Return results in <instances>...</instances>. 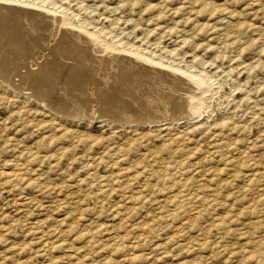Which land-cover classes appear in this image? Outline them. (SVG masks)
I'll return each instance as SVG.
<instances>
[{"label": "rangeland", "instance_id": "374dc122", "mask_svg": "<svg viewBox=\"0 0 264 264\" xmlns=\"http://www.w3.org/2000/svg\"><path fill=\"white\" fill-rule=\"evenodd\" d=\"M1 10L24 16L28 58L17 61L21 77L0 61V264H264V0H0ZM55 14L98 44L45 47ZM35 15L43 28L30 29ZM107 47L122 56L121 76L133 85L124 91L137 102L176 78L198 113L180 98L186 112L144 110L136 121L119 101L95 98V111L85 109L87 95L75 86L68 93L64 78L117 87L96 68ZM43 51L52 59L45 73L28 63ZM121 59L155 66L165 80L134 81Z\"/></svg>", "mask_w": 264, "mask_h": 264}, {"label": "bare ground", "instance_id": "6f19581e", "mask_svg": "<svg viewBox=\"0 0 264 264\" xmlns=\"http://www.w3.org/2000/svg\"><path fill=\"white\" fill-rule=\"evenodd\" d=\"M11 1V0H10ZM13 3V2H12ZM12 3H10V4H12ZM15 3V2H14ZM20 4V3H19ZM22 5V4H21ZM35 5V4H34ZM23 6V5H22ZM25 6V5H24ZM6 7V6H5ZM11 7V6H10ZM28 7V6H27ZM1 9H3V8H1ZM6 8H4V10H5ZM11 9V11H12V9H14V8H10ZM35 9V8H34ZM39 9V8H38ZM16 10H18V9H16ZM24 10V9H23ZM44 10V9H43ZM6 11V10H5ZM7 11H9V10H7ZM0 12H2V10L0 11ZM13 13H15L14 11H12ZM20 12V11H19ZM18 12V13H19ZM24 12V11H23ZM23 12H20V13H23ZM28 12V11H27ZM40 12V11H39ZM49 12V11H48ZM10 14V12H3V13H0V30H3V33L5 34L4 36H5V39H3L2 41L0 40V48L3 50V51H7V52H5L4 54H5V56L4 55H2V53H1V58H0V61H3L4 63H5V67L6 68H8V66L14 71V73L15 72H17V69L18 68H16V67H18L17 66V61H19L20 60V58L22 57V61H24L26 58H28V56L26 57H24L23 56V54L25 53L24 51V49L21 47V45L22 46H24L23 45V43L20 45L19 44V42H20V40H21V38H22V36H24V35H26L25 33V31L23 30V27H24V29H25V26H23V21L21 20V18H22V16L20 15V17L18 16H14L13 15V17H10L9 16V14ZM29 13V12H28ZM34 13V12H33ZM38 13V12H37ZM12 14V13H11ZM16 14V13H15ZM32 14V13H31ZM41 14V13H40ZM58 14V13H57ZM25 15V14H24ZM29 15V14H28ZM43 15V14H42ZM56 15V14H55ZM59 15V14H58ZM12 16V15H11ZM29 16H31V15H29ZM36 16V15H35ZM39 16V15H38ZM52 16H54V15H52ZM57 16V15H56ZM54 16L53 18H52V20L50 21V30H49V28H48V30H49V32L47 33V37H48V39L46 40V42H45V44H44V46L45 47H47V46H49V42L50 41H52V40H54V41H56L57 43H58V45H59V43H66V42H69L68 44L69 45H67V47H69L70 49H69V51L70 50H74V48L76 49V47H74V45L76 46L77 44H78V42H76L75 44H74V42L75 41H82V43H83V39L85 38V39H87V41H90L91 42V44L92 45H97L98 44V38L97 37H94L93 35H90V33L88 34L87 32H84V31H81V30H76L75 29V27H73L72 25H70V23L64 18V17H61V16ZM68 16V15H67ZM24 17V16H23ZM28 18V17H27ZM26 18V20H27V23L29 24V26H30V29L31 28H33V27H36L37 25L38 26H41L42 25V23H41V17H38L37 18V16L35 17V18H31L30 17V21H28L29 19H27ZM49 19H50V17H49ZM25 21V20H24ZM44 21V20H43ZM26 22V21H25ZM48 24V23H47ZM25 25V24H24ZM75 25V24H74ZM44 26V25H43ZM43 26H41V28H43ZM27 28V27H26ZM29 29V28H28ZM35 29V28H34ZM78 29H79V27H78ZM39 30V29H38ZM92 31V30H91ZM25 32V33H24ZM39 32V31H38ZM38 32H36V33H38ZM43 32H45V30H43ZM23 33H24V35H23ZM31 34H32V32H31ZM94 34V33H93ZM28 35H30V34H28ZM35 35V34H34ZM33 35V36H34ZM37 35V34H36ZM35 35V36H36ZM38 35H40L39 33H38ZM0 36H1V34H0ZM34 36V37H35ZM25 37V36H24ZM29 37V36H28ZM38 39H40V37L38 38ZM23 40V39H22ZM25 40V39H24ZM41 40H43V38L41 37ZM31 41V40H30ZM35 41V40H34ZM33 41V42H34ZM37 41H39V40H37ZM23 42V41H22ZM43 42V41H42ZM84 42H85V40H84ZM90 42H88L87 43V45L89 44L90 45ZM108 42H110V41H108ZM29 43V42H28ZM80 43V42H79ZM27 44V43H26ZM39 44H40V42H39ZM56 44V43H55ZM55 44H54V46L53 47H56L55 46ZM85 44V43H84ZM112 44V43H111ZM30 45H31V43H30ZM32 45H33V43H32ZM57 45V44H56ZM64 45V44H63ZM66 45V44H65ZM82 45V44H81ZM88 45V46H89ZM92 45H90V48L92 47ZM108 45V44H107ZM37 45H35V47H36ZM44 46H42L41 45V48L42 47H44ZM50 46H52V44L50 43ZM83 46V45H82ZM81 46V47H82ZM113 46V45H112ZM28 47V46H27ZM34 47V46H33ZM34 47V49H36ZM45 47H44V49H45ZM84 47H87L86 45L85 46H83V48H81V49H84ZM99 47V46H98ZM109 47H111L110 45H109ZM26 48V47H25ZM38 48V47H37ZM49 48V47H48ZM51 48V47H50ZM58 48H60V47H58ZM61 48H62V46H61ZM27 49V48H26ZM33 49V50H34ZM43 49V50H44ZM47 49V48H46ZM55 49V48H54ZM67 48H65V50H66ZM77 49H79V47L77 48ZM87 49V48H86ZM86 49H84V51H86ZM102 49V48H101ZM108 49H110V48H106V49H104L103 48V50L104 51H107V52H105V54H99V56H97L98 58H96L97 60H96V62H97V70L98 69H102L103 71L105 70V72L107 73V75H103V76H107V78H106V80L108 81V82H110V81H113L111 84H113V85H115L117 82H118V85H117V87H115V86H113V89L112 90H109L110 88H109V83H108V88H106L105 86L104 87H102V86H100V87H94L93 86V88L90 86V88L89 87H86L85 85H83V82L81 81V83H80V80H79V82H77V80L76 79H73V78H70V77H65L64 79L66 80V81H64L65 82V85H67L66 87H64V88H66L67 89V91H68V93L69 92H72V91H70V90H72V89H74L73 87L75 86V88H76V90L78 91V90H80L81 92H83V93H85L86 95H87V104L86 103H84V104H86V106H85V109H90L91 110V104L90 103H93L94 101H96L95 100V98H97L99 101L101 100L102 101V99H103V102L105 101V100H107L108 101V104L110 103L109 101H119L120 103H122V104H120L121 106L120 107H123V108H125V111L126 112H128L127 113V117H129V119H131L132 120V118L134 119V118H137V120H138V118H139V120L141 119L140 118V116L143 114V115H146L147 114V111L148 112H153V114H154V112H157L158 114H159V112L161 111V112H163V113H167V112H169L168 113V115L170 114V115H172V114H175V113H177V112H179L180 113V111L182 110V112L183 111H185V109L183 110V109H181V107L182 106H180L181 104H179V101L180 100H178L179 98L180 99H182V101H184V102H186L187 104L186 105H189L188 106V112L187 113H189V114H193V113H195V112H197L196 111V109L194 108V106H193V101H194V95L192 94L193 93V91H192V93H190L191 92V90H190V92H188V91H186V90H183L182 92L180 91V89H179V85H178V83H177V80H176V78H173L172 79V81L169 83V84H164V82H163V84H161L162 86L160 87V88H157V89H155V90H152L153 89V87L155 88V86L157 85V83H156V85L155 84H153L154 86H152V87H149V88H152L151 90L149 89V91L148 92H145L146 94H143L142 95V93H141V95H142V97H140V99L141 100H139V102H137L136 100L138 99H134V96L133 95H130V93L128 94L127 92L129 91L128 90V88H127V86H129V85H131V87H130V89L132 88V83H128L126 80H124L123 78H122V76H121V71H120V69L121 68H123V66H119V60H120V57H122V56H120L119 57V55H117V53L115 54L113 51H114V49H113V51H112V49H110V50H108ZM38 50H39V48H38ZM89 50V49H88ZM90 50H92V49H90ZM97 50V49H96ZM2 51V52H3ZM14 53H13V52ZM46 51H48V50H46ZM53 51V50H52ZM58 51V50H57ZM56 51V52H57ZM60 51V50H59ZM68 51V50H67ZM75 51H80V50H75ZM82 51V56H84V54H83V50H81ZM10 52H12V54H13V56L10 54L9 55V53ZM22 52H24L23 54H22ZM34 52V51H33ZM33 52H32V54H33ZM87 52V51H86ZM92 52V51H91ZM97 52V51H96ZM99 52H100V50H99ZM99 52H97V53H99ZM40 54L42 53V52H39ZM63 53V52H62ZM67 53V52H66ZM93 53H95L94 52V50H93ZM102 53V52H101ZM127 53V52H126ZM133 53V52H132ZM20 54H22V55H20ZM30 54V53H29ZM40 54H38V55H40ZM54 54V53H53ZM56 54V53H55ZM78 54V53H77ZM85 54H87V53H85ZM89 54V53H88ZM119 54V53H118ZM129 55H130V53H128ZM34 55V54H33ZM36 55V54H35ZM49 55V54H48ZM56 55H59V53L58 54H56ZM81 55V54H80ZM94 55V54H93ZM96 55V54H95ZM132 55V54H131ZM12 56V57H11ZM68 56V55H67ZM91 56V55H90ZM135 55L133 54V57H134ZM39 58L37 59H35V61L33 62V63H30V62H28L29 63V65L31 64V65H38V70H39V67H41V71H46L45 70V68L47 69V67H45L46 66V64L48 63V61H50V60H52V59H46V62L44 61L45 59H41L42 57L44 58V57H46L45 56V53H44V51H43V53L40 55V56H38ZM59 57H60V59H61V61L63 62L64 61V63H65V60L66 59H64V58H62V57H64V55L63 54H60L59 55ZM75 57V56H74ZM87 57V56H86ZM92 57V56H91ZM107 57V58H106ZM129 57V56H128ZM132 57V58H133ZM24 58V59H23ZM68 58H70V57H68ZM81 58V57H80ZM93 58V57H92ZM130 58V57H129ZM128 58V59H129ZM135 58V57H134ZM140 58H142V56L140 57ZM56 59V58H55ZM136 59V58H135ZM134 59V60H135ZM29 60V59H28ZM32 60H33V58H32ZM41 60H43V61H41ZM57 60V59H56ZM78 60H81V59H78ZM82 60H83V57H82ZM88 60V59H87ZM86 60V62H89V61H87ZM93 60V59H92ZM91 60V61H92ZM122 60V59H121ZM123 60H124V57H123ZM123 60L121 61L122 62V64H123ZM131 60V62H132V59H130ZM129 60V61H130ZM142 60H144V59H142ZM142 60H140V61H142ZM25 61H27V60H25ZM74 61V60H73ZM83 61H85V60H83ZM82 61V62H83ZM126 60H124V62H125ZM139 61V60H138ZM148 61V60H147ZM146 61V63H148ZM20 62L21 61H19V64H20ZM66 62H67V60H66ZM69 62V61H68ZM71 62V61H70ZM95 62V61H94ZM127 62V61H126ZM125 62V63H126ZM136 62V61H135ZM22 63V62H21ZM51 63V62H50ZM57 63V62H56ZM90 63V65L91 66H93L92 64H91V62H89ZM88 63V64H89ZM130 63V62H129ZM145 63V62H144ZM3 64V63H2ZM53 64V63H52ZM78 64V63H77ZM83 64V63H82ZM86 63H84V65H85ZM138 64V63H137ZM149 64V63H148ZM147 64V65H148ZM152 64V63H151ZM151 64L150 65H148V66H151ZM21 65V64H20ZM62 65V64H61ZM65 65V64H64ZM72 65V64H71ZM71 65H69V66H71ZM81 65V64H80ZM121 65V64H120ZM123 65H126V64H123ZM154 65H156L155 63H154ZM0 66H2V65H0ZM60 66V65H59ZM58 66V67H59ZM65 66H67V65H65ZM76 66H79V64L78 65H76ZM83 66V65H82ZM126 66H129L128 68H130V66H131V63H130V65H126ZM125 66V67H126ZM147 66V67H148ZM158 66V65H157ZM4 67V66H3ZM23 67H24V65H23ZM26 67H28V66H26ZM33 67V66H32ZM72 67V66H71ZM81 67V66H80ZM86 67H87V65H86ZM85 67V69L84 70H87V68ZM90 67V66H89ZM94 67H95V64H94ZM137 67V66H136ZM155 66H153V69L151 68V70H147V69H150V68H147L146 69V71H145V69H140L139 67V69H136L135 67H133L132 66V68H130L131 70V72H133V74H134V76H132V79H133V77H134V81H138V79H141L140 78V76H144V77H146V81H148V79L150 80H152V79H156V77L158 76L159 77V79L161 80V79H164L163 77H162V72H160L159 70H157V69H155L154 68ZM159 67V66H158ZM163 67V66H162ZM31 68V67H30ZM57 68V67H56ZM78 68V67H77ZM95 68V69H96ZM142 68V67H141ZM173 68V67H172ZM172 68H170V69H172ZM4 69V68H3ZM19 69L21 70V67H19ZM23 69V68H22ZM29 69V68H28ZM33 69V68H32ZM31 69V70H32ZM49 70H51L50 68H48ZM55 69V68H54ZM58 69V68H57ZM68 69V68H67ZM94 69V70H95ZM126 69V68H125ZM180 69V68H179ZM1 70V69H0ZM6 70V69H5ZM10 70V69H9ZM27 70V69H26ZM25 70V71H26ZM34 70H36V68L34 69ZM53 70V69H52ZM89 70V69H88ZM87 70V71H88ZM93 70V71H94ZM96 70V71H97ZM101 70V71H102ZM107 70V71H106ZM124 70V69H123ZM176 70H177V68H176ZM11 71V70H10ZM63 71V70H62ZM67 71V70H66ZM69 71V70H68ZM78 72H79V70H77ZM82 71H83V69H82ZM183 71V70H182ZM18 72H19V70H18ZM40 72V71H39ZM47 72V71H46ZM48 72H50V71H48ZM57 72H59V71H57ZM64 72H65V70H64ZM81 72V71H80ZM91 72V71H90ZM131 72H130V74H131ZM176 72V71H175ZM1 73V72H0ZM8 73H9V71H8ZM11 73V72H10ZM31 73V72H30ZM33 73H35V72H33ZM45 73V72H44ZM44 73H42V74H44ZM51 73V72H50ZM66 73V72H65ZM69 73H70V71H69ZM85 73V72H84ZM178 73V72H177ZM182 73V72H181ZM16 74V73H15ZM18 74V73H17ZM16 74V75H17ZM42 74H40L41 76H42ZM47 74H49V73H47ZM92 74V73H91ZM127 73H125V75H126ZM141 74V75H140ZM180 74V73H179ZM18 75H20V77H21V74H18ZM23 75V74H22ZM35 75V74H34ZM36 75H38L37 74V72H36ZM50 75V74H49ZM61 75H62V72H61ZM124 75V76H125ZM167 75V74H166ZM187 75V74H186ZM190 75V74H189ZM192 75V74H191ZM28 76V75H27ZM27 76L26 75H23V78L25 79H27ZM45 76V75H44ZM43 76V81H45V77ZM51 76V75H50ZM53 76V75H52ZM59 76V75H58ZM57 76V77H58ZM64 75H62V77H63ZM66 76V75H65ZM92 76V75H91ZM120 76V77H119ZM177 76V75H176ZM5 77V76H4ZM15 77V76H14ZM13 77V78H14ZM29 77H30V75H29ZM28 77V78H29ZM46 77H48V75L46 76ZM61 76H59L58 78H60ZM76 77V76H75ZM95 77V76H94ZM148 77H150V78H148ZM190 77V76H189ZM188 77V78H189ZM31 78V77H30ZM32 78H33V76H32ZM31 78V79H32ZM57 78V79H58ZM86 78V77H85ZM87 78H92V77H87ZM86 78V79H87ZM95 78H97V77H95ZM94 78V79H95ZM101 78H103V77H101ZM100 78V79H101ZM195 78V77H194ZM7 79V78H6ZM49 80H47V81H51L50 80V78H48ZM77 79H79V78H77ZM98 79V78H97ZM99 79V80H100ZM131 79V80H132ZM159 79H156V81L158 80V82H159ZM168 79V78H167ZM170 79V78H169ZM169 79H168V81H169ZM199 79V78H198ZM22 80V79H21ZM60 80H61V78H60ZM63 80V79H62ZM76 80V81H75ZM91 80V79H90ZM143 80V79H142ZM165 80V79H164ZM163 80V81H164ZM201 80V79H200ZM14 81V80H13ZM17 81H18V79H17ZM24 81H26V80H24ZM28 81V83H29V81L30 80H27ZM26 81V82H27ZM32 81H33V79H32ZM47 81H45V82H47ZM54 81H55V79H54ZM57 81V80H56ZM59 81V80H58ZM87 81H89V80H87ZM92 82H94L93 80H91ZM102 81L104 82V80L102 79ZM101 80L99 81V82H102ZM119 81H120V83H119ZM153 82H154V80H152ZM189 81V80H188ZM194 81V80H193ZM11 82V81H10ZM20 82V81H19ZM18 82V83H19ZM60 82H61V84H64V83H62L63 81H59L58 82V84H60ZM97 82H98V80H97ZM97 82H96V84H97ZM102 82V83H103ZM183 82H185V81H183ZM197 84H201L203 81H199V80H196L195 81ZM13 83V82H12ZM25 83V82H24ZM32 83V82H31ZM30 83V84H31ZM38 82H36V84H37ZM54 83V82H53ZM53 83H52V85H53ZM57 83V82H56ZM105 83V82H104ZM103 83V84H104ZM106 83V84H107ZM115 83V84H114ZM136 82H134V84H135ZM152 83V82H151ZM155 83V82H154ZM168 83V82H167ZM9 84V83H8ZM34 84V83H33ZM33 84H32V86H33ZM40 84H41V82H40ZM40 84H39V87L38 88H40ZM90 84H91V82H90ZM95 84V83H94ZM93 84V85H94ZM96 84H95V86H96ZM100 84V83H99ZM137 84V83H136ZM142 84V83H141ZM180 84V83H179ZM189 84V83H188ZM15 85V84H14ZM20 84H18V86H19ZM47 85H49V82H48V84ZM55 85V84H54ZM57 85V84H56ZM100 85H102V84H100ZM13 86V85H12ZM15 86H17V85H15ZM28 86V85H27ZM43 86V85H42ZM41 86V87H42ZM45 86V85H44ZM59 86V85H58ZM58 86H57V89H56V91L58 90ZM62 86H64V85H62ZM98 86V85H97ZM144 86V85H143ZM35 87V86H34ZM47 87V86H46ZM115 87V88H114ZM138 87V86H137ZM158 87V86H157ZM190 87V86H189ZM18 88V87H17ZM21 88H22V85H21ZM24 89H27V87H25V84H24V87H23ZM30 88H31V86H30ZM36 88V87H35ZM43 88V87H42ZM49 88H51V86L49 87ZM61 88V87H60ZM78 88V89H77ZM134 88H136V87H134ZM139 88V87H138ZM146 88V87H145ZM145 88H143V89H145ZM14 89V88H13ZM20 89V88H19ZM29 89V88H28ZM37 89V88H36ZM55 89V88H54ZM62 89V88H61ZM65 89V90H66ZM97 89V90H96ZM124 89H126V90H128L127 92L126 91H124ZM142 89V90H143ZM147 89V88H146ZM21 90H23V89H21ZM31 90V89H30ZM35 90V89H34ZM41 90V89H40ZM52 90V89H51ZM50 90V91H51ZM75 90V89H74ZM75 90V91H76ZM135 90V89H134ZM148 90V89H147ZM146 90V91H147ZM32 91H33V89H32ZM31 91V92H32ZM58 92H60V90L58 91ZM57 92V93H58ZM64 92V91H63ZM129 92H131V90L129 91ZM143 92V93H144ZM37 92H35V94H36ZM50 93H52V92H50ZM62 93V92H61ZM83 93H81V94H83ZM134 93V92H133ZM132 93V94H133ZM136 93V92H135ZM134 93V94H135ZM28 94V93H27ZM30 94V93H29ZM28 94V95H29ZM34 94V95H35ZM38 94V93H37ZM65 94H66V92H65ZM72 94V93H71ZM128 94V95H127ZM32 96H33V92H32V94H31ZM44 95V94H43ZM67 95V94H66ZM98 95V96H97ZM36 96V95H35ZM48 96V95H47ZM59 96H60V93H59ZM58 96V97H59ZM68 96V95H67ZM72 96H74V95H72ZM72 96L70 95V97L72 98ZM100 96V97H99ZM138 96V95H137ZM34 97V96H33ZM52 97V96H51ZM55 97V96H54ZM63 97V96H62ZM69 97V96H68ZM60 98V97H59ZM70 98V99H71ZM81 98V97H80ZM100 98V99H99ZM102 98V99H101ZM51 99V98H50ZM70 99H65V100H70ZM79 99V98H78ZM82 99V98H81ZM105 99V100H104ZM53 100V99H52ZM58 100H61V99H58ZM64 100V99H63ZM62 100V101H63ZM85 99H83V101H84ZM54 101V100H53ZM74 101V100H73ZM79 101V100H78ZM81 101V100H80ZM91 101H93V102H91ZM55 102V101H54ZM69 102V101H68ZM45 103V102H44ZM50 103V102H49ZM53 103V102H52ZM59 103H60V101H59ZM82 105H83V103L82 102H80ZM99 103V102H98ZM105 103H107L106 101H105ZM111 103H114V102H111ZM110 103V104H111ZM183 103V102H182ZM77 104V103H76ZM94 105H95V102L93 103ZM101 104H102V102H101ZM101 104H99V105H101ZM125 105V106H122V105ZM52 105V104H51ZM59 105V104H58ZM67 105H69V104H67ZM79 105V104H78ZM90 105V106H89ZM57 106V105H56ZM71 106V105H70ZM75 106V105H74ZM98 105H96V107H97ZM103 107H104V105H102ZM101 106V107H102ZM117 106V105H116ZM115 106V107H116ZM183 106H184V104H183ZM58 107V106H57ZM65 107V106H64ZM80 107H82V106H80ZM95 107V106H94ZM196 107V106H195ZM63 108V107H62ZM67 108V107H66ZM65 108V109H66ZM98 108H100L99 106H98ZM104 108H106L107 109V106L106 107H104ZM112 108H113V106H112ZM85 109H83L82 110V112H84L85 111ZM96 109V108H95ZM102 109V108H101ZM81 110V109H80ZM92 110H94L93 109V107H92ZM100 110V109H99ZM123 110V109H122ZM144 110H146L145 112H146V114H144V112L142 113V114H139L141 111H144ZM62 111V110H61ZM75 110H73V112H74ZM87 111V110H86ZM85 111V112H86ZM95 111V110H94ZM97 111V110H96ZM123 112H124V110H123ZM123 112L121 113V114H123ZM181 112V113H182ZM186 112V111H185ZM79 113V112H78ZM81 113V112H80ZM86 113H89V112H86ZM100 113V112H99ZM115 113H117V112H115ZM118 113H120V112H118ZM156 113V114H157ZM198 113V112H197ZM62 114V113H61ZM120 114V115H121ZM126 114V113H125ZM155 114V115H156ZM188 114V115H189ZM140 115V116H139ZM167 115V114H166ZM165 114H164V116H166ZM177 115V114H176ZM191 115H189V116H191ZM196 115V114H195ZM91 116H92V114H91ZM93 116H95V115H93ZM115 116V115H114ZM151 116V115H150ZM120 117H124V116H120ZM142 117V116H141ZM144 117V116H143ZM142 117V118H143ZM147 118H148V116H146ZM160 118V117H159ZM169 118H171V117H169ZM197 118V117H196ZM112 119V118H111ZM124 119V118H123ZM122 119V120H123ZM124 120H126V119H124ZM135 121H136V119H134ZM134 120H132V121H134ZM159 120V119H158ZM128 121V120H127ZM132 121H130V122H132ZM122 123V122H121ZM161 127V126H160ZM17 163V162H16ZM22 164H20L19 166H21ZM24 168V167H23ZM13 169V168H12ZM21 169V168H20ZM254 169V168H253ZM19 170V169H18ZM18 170L16 169V170H12V171H10L9 172V177L10 178H12V180L13 179H15L16 180V178L19 180V175H21L19 172H18ZM23 170V169H22ZM4 171H6V170H4ZM258 171V170H257ZM256 171V172H257ZM26 172V171H25ZM259 172H261V171H259ZM262 173V172H261ZM1 174H3V173H1ZM257 175H258V172H257ZM259 175H260V173H259ZM2 176V175H1ZM6 177V176H5ZM21 177V176H20ZM24 177V176H23ZM4 178V177H3ZM7 179H9V178H7ZM6 179V180H7ZM17 180V181H18ZM9 180H7V182H8ZM13 183V182H12ZM262 187V186H261ZM199 190V189H198ZM203 192V191H202ZM197 193V192H196ZM204 193V192H203ZM184 196H185V194H184ZM194 196V195H193ZM198 196V195H197ZM196 196V197H197ZM195 197V196H194ZM203 198V197H202ZM144 199V198H143ZM190 199V198H189ZM199 199V198H198ZM226 199V198H225ZM227 200V199H226ZM263 200V199H262ZM261 200V201H262ZM201 201V200H200ZM263 203H264V201H263ZM253 208V207H252ZM254 209V208H253ZM164 215V214H163ZM166 215V214H165ZM162 216V215H161ZM161 216H160V219H161ZM162 217H164V216H162ZM165 218H167V217H165ZM233 220V219H232ZM264 221V220H263ZM229 223V222H228ZM233 223H234V221H233ZM232 223V221L228 224V225H230V224H233ZM227 225V226H228ZM178 228V227H177ZM232 228V227H231ZM234 229V228H233ZM230 230V229H229ZM237 231V230H236ZM239 232V231H238ZM256 232V231H255ZM240 233V232H239ZM241 233H242V231H241ZM240 233V234H241ZM243 234V233H242ZM247 233H245V235H246ZM239 235V234H238ZM244 235V234H243ZM258 236V235H257ZM258 237H260V236H258ZM257 238V237H256ZM255 238V239H256ZM261 238H262V236H261ZM264 241V240H263ZM90 243V242H89ZM260 243V242H259ZM253 244V243H252ZM90 245V244H89ZM258 245V244H257ZM263 246H264V244H263ZM248 247H250V246H248ZM255 247V246H254ZM157 248V247H156ZM253 248V247H252ZM262 249H264L263 247H262ZM246 250V249H245ZM259 250H260V248H259ZM247 251V250H246ZM245 251V252H246ZM263 251V250H262ZM256 252V251H255ZM261 252V251H260ZM161 253V252H160ZM69 254V253H68ZM67 254V255H68ZM162 254V253H161ZM164 254V253H163ZM244 254V253H243ZM247 254V253H246ZM251 254H253V253H251ZM250 254V255H251ZM257 254V253H256ZM256 254L254 253L253 255H255L256 256ZM258 254H261V253H259L258 252ZM71 255V254H70ZM263 255V254H262ZM73 256V255H72ZM71 256V257H72ZM158 256V255H157ZM240 257H241V255H239ZM255 256H254V258H255ZM69 257V256H68ZM70 257V258H71ZM160 257V256H159ZM248 257H249V255H248ZM258 257V256H257ZM263 257V256H262ZM262 257L260 258V259H262ZM73 258V257H72ZM164 258V257H163ZM244 258V257H243ZM250 259V262H251V256L249 257ZM127 259H128V257H127ZM155 259V258H154ZM246 259L248 260V258L246 257ZM257 260V259H256ZM123 261H126V259L125 260H123ZM156 261V260H155ZM246 261V260H245ZM254 261V260H253ZM243 263H245L246 264V262H244V261H242ZM259 262V261H258ZM249 263V262H248ZM252 263V262H251ZM256 264H258V263H256ZM262 264V263H261Z\"/></svg>", "mask_w": 264, "mask_h": 264}]
</instances>
